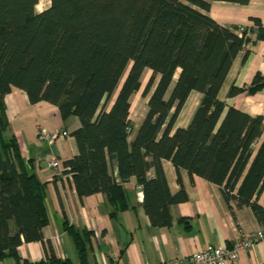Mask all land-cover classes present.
<instances>
[{"label": "trees", "instance_id": "16d2710c", "mask_svg": "<svg viewBox=\"0 0 264 264\" xmlns=\"http://www.w3.org/2000/svg\"><path fill=\"white\" fill-rule=\"evenodd\" d=\"M39 1L0 0V257L8 250L16 264H34L21 260L16 248L22 240H41L49 221L46 184L7 117L3 98L13 86L31 103L47 101L61 118L79 119L73 131L79 153L65 161L67 171L80 196H106L110 218L128 208L123 183L134 176L151 224H171L169 206L177 198L163 170L167 159L177 172L183 168L218 185L227 204L249 205L264 226V207L256 202L264 188L263 118L217 96L245 31L239 36L238 27L221 26L192 6L207 9L204 0H50L36 12ZM146 68L147 111L129 141L130 96ZM262 85L255 74L247 92ZM192 90L202 94L200 103L187 127L174 128ZM243 90L232 86L228 96ZM65 229L79 264H89V232Z\"/></svg>", "mask_w": 264, "mask_h": 264}, {"label": "crops", "instance_id": "0c3cea01", "mask_svg": "<svg viewBox=\"0 0 264 264\" xmlns=\"http://www.w3.org/2000/svg\"><path fill=\"white\" fill-rule=\"evenodd\" d=\"M204 1L209 4L207 9L190 5L221 26H244L246 30L243 48L233 59L217 96L227 105L251 116L261 115L264 126V5L258 0H247L245 3L237 0ZM255 74L263 78V85L250 94L247 88ZM232 86L244 90L228 96ZM140 89L141 86L136 92ZM144 97L147 102L148 95ZM201 98L202 94L198 91L189 93L174 128L188 126ZM3 100L10 127L20 140L26 156L33 160L34 174L46 184L49 221L42 228L41 240H22L17 246L21 260L34 264L40 261L43 263L38 264H54V260L58 264H79L73 238L65 229L70 225L90 234L86 240V260L89 264H158L163 259L192 254L208 243L227 246L247 233L264 232V226L249 205L239 206L234 199L227 204L218 185L198 175H190L183 168L177 172L167 159L162 160L163 170L169 190L177 198L169 206L171 224H151L142 204L141 186L134 176L123 183L128 208L118 212L116 218H110L111 206L106 196L101 192L80 196L73 174L67 171L65 161L79 153L73 136V131L80 127L79 119L74 115L61 118L57 106L47 101L31 103L26 92L18 87L13 86ZM133 106L130 100L132 130L129 141L134 139L147 111L146 107L139 117H133ZM63 132L67 134L63 135ZM52 158L59 160L58 168L48 166ZM113 173L116 175V169ZM148 175L153 176V170ZM256 202L264 207V188ZM9 228L11 233L15 232L13 221L9 222ZM0 264L16 262L8 250H4ZM234 264H264V237L241 251Z\"/></svg>", "mask_w": 264, "mask_h": 264}, {"label": "built area", "instance_id": "2783aa9c", "mask_svg": "<svg viewBox=\"0 0 264 264\" xmlns=\"http://www.w3.org/2000/svg\"><path fill=\"white\" fill-rule=\"evenodd\" d=\"M258 1L264 5V0ZM244 31L246 32L245 27L239 26L236 33L242 36ZM65 134L67 133L63 132V135ZM48 166L55 169L60 166V162L52 158L48 161ZM263 237L264 232L259 230L237 237L227 246L208 243L192 254L174 259H163L158 264H234L241 251L252 247Z\"/></svg>", "mask_w": 264, "mask_h": 264}, {"label": "rangeland", "instance_id": "374dc122", "mask_svg": "<svg viewBox=\"0 0 264 264\" xmlns=\"http://www.w3.org/2000/svg\"><path fill=\"white\" fill-rule=\"evenodd\" d=\"M40 2V1H39ZM50 4V0H46V1H41L40 5L38 6V10H36V12H40L44 9H46ZM129 67V66H128ZM127 67V69H128ZM151 75V70L146 68L142 75H141V89L138 92H135L132 97H131V102L134 105L133 106V117H139L140 114H142L146 108V97H144L143 95H141V90L144 88L148 78ZM178 76V73L175 75V78L173 80V82L175 81L176 77ZM124 76H122L120 82H119V86L123 80Z\"/></svg>", "mask_w": 264, "mask_h": 264}, {"label": "bare ground", "instance_id": "6f19581e", "mask_svg": "<svg viewBox=\"0 0 264 264\" xmlns=\"http://www.w3.org/2000/svg\"><path fill=\"white\" fill-rule=\"evenodd\" d=\"M43 1H46V0H43Z\"/></svg>", "mask_w": 264, "mask_h": 264}]
</instances>
